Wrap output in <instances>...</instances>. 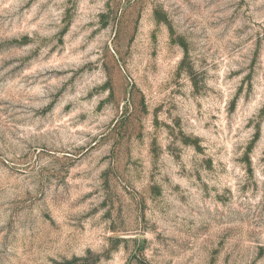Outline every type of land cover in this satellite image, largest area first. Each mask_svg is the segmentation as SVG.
Instances as JSON below:
<instances>
[{
	"label": "rangeland",
	"instance_id": "374dc122",
	"mask_svg": "<svg viewBox=\"0 0 264 264\" xmlns=\"http://www.w3.org/2000/svg\"><path fill=\"white\" fill-rule=\"evenodd\" d=\"M0 264H264V0H0Z\"/></svg>",
	"mask_w": 264,
	"mask_h": 264
}]
</instances>
